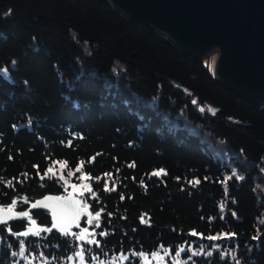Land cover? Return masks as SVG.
<instances>
[{
  "label": "trees",
  "instance_id": "1",
  "mask_svg": "<svg viewBox=\"0 0 264 264\" xmlns=\"http://www.w3.org/2000/svg\"><path fill=\"white\" fill-rule=\"evenodd\" d=\"M222 148L245 157L234 159L243 179L223 183L231 165ZM54 161L67 162L54 171L68 182L93 178L84 182L97 198L85 192L81 199L93 214L104 211L100 227L91 224L100 241L86 244L91 256L141 264V253L175 256L184 248L183 264H264V190L257 184L264 185V105L224 88L206 60L185 56L108 0H0V206L15 200V209L51 228L49 213L31 205L69 195L62 180L40 179ZM80 162L81 171L68 176ZM159 169L167 175H151ZM145 213L148 224L140 221ZM32 226L28 218L0 225V264L25 257L70 264L76 238L19 235ZM226 232L236 236L207 239Z\"/></svg>",
  "mask_w": 264,
  "mask_h": 264
},
{
  "label": "water",
  "instance_id": "2",
  "mask_svg": "<svg viewBox=\"0 0 264 264\" xmlns=\"http://www.w3.org/2000/svg\"><path fill=\"white\" fill-rule=\"evenodd\" d=\"M108 1L133 23L152 28L185 56L203 61L215 54L214 79L242 99L264 105V0ZM68 196L45 195L33 203L52 197L48 206L31 209L48 212L52 226L53 209L60 211L55 198ZM85 217L88 219L87 214L81 216L79 225ZM23 218L14 216L6 224ZM35 227L48 232L43 230L47 226ZM77 228L73 225L71 230Z\"/></svg>",
  "mask_w": 264,
  "mask_h": 264
},
{
  "label": "snow or ice",
  "instance_id": "3",
  "mask_svg": "<svg viewBox=\"0 0 264 264\" xmlns=\"http://www.w3.org/2000/svg\"><path fill=\"white\" fill-rule=\"evenodd\" d=\"M15 64V61H13V65ZM4 74L6 75V71H4ZM193 103H196V101H193ZM200 111H205L204 108H201ZM208 111H210L213 115L215 114V110L209 108ZM11 158V157H10ZM93 160L95 159V157L92 158ZM67 162L61 163L59 161H54L53 162V166H50L46 169V171L44 172L43 175L40 176V179H44L45 177H48L49 174L52 175V177H56L60 180H62L66 185L68 184V180L65 178L63 171L60 172L59 176H57L56 171H54V166L56 164H60L61 169H63L66 166ZM134 164H130L129 167H134ZM38 168V166H35ZM83 167V162H80V164L75 168V171H69L67 173L68 176H73L75 175L76 172H80L81 168ZM39 175V172L37 173ZM110 174L106 173L105 176H108ZM152 176H156L159 177L161 175H167V172L164 169H159L157 171H154L153 173H151ZM235 175V173H234ZM25 178H27V174H24ZM239 179H243V177H238ZM15 179V178H13ZM78 179H80L82 181L81 184H71V188L73 189V192L69 194L68 197H56L55 199L60 202L59 203V208L60 211L58 212L56 209H53V222H52V226L51 228H47V229H43L46 230L48 232H51L52 229H58L62 234L64 235H73L76 236L78 240L81 241H87L88 243L91 244H96L97 246L100 245V241L98 240H89L88 237L90 235H94V233H89L88 228H83L79 233H75L71 231V228L73 225H75L76 227H79L78 221L80 220L81 216L83 214H87L88 216V220L87 223L88 224H93L95 222V226L96 227H100L99 221L101 218V213L104 211L103 208H101L99 211H96L95 214H93L92 212L89 211V208L91 207L89 204H87L86 201H82L80 199L76 198V194H78L79 196H84L85 192H88L91 194V198L92 199H96L97 198V194L93 191L92 186L88 183H83V181H88L90 179H93L92 177H90L87 173H84L83 175H81L80 177H78ZM95 179H100V178H95ZM179 179V178H177ZM204 179H207V177H205ZM232 177L229 176L227 177L223 183L225 185H227V181L231 180ZM22 183V181H19ZM143 183V182H142ZM190 184L192 185H199L201 183L200 179H194V180H190L189 181ZM9 186H13L12 185V181H8ZM104 190L108 191L109 188L107 187V183H105L104 186ZM112 191H115V187L113 186V188L111 189ZM225 195H227V188H225ZM53 198L52 197H45L44 200H40L37 201L35 203H33L31 205L32 208H37L38 206H45L47 207V201H51ZM121 199H124L123 195H121ZM25 202H27L26 198H25ZM16 201L13 200L12 203L7 206V208L4 207H0V225L6 224L8 220L12 219L14 216L15 217H25L28 218L31 222V224L33 226L36 225V220L32 219V217L30 216V213L27 211L24 212H19L16 213L14 212V209L16 207ZM225 207L224 203H221L220 208L221 210H223ZM67 209H71V211H67ZM109 216L112 215L111 213L108 214ZM232 215H235V213H232ZM147 216V213H145L144 215H142L140 217V221L141 223H145L148 224L150 221V217L148 219H145V217ZM223 218V217H221ZM10 230V229H9ZM29 233H33L36 236L40 235V231L39 230H35L34 228H30L28 231H25L23 233H20L19 235L22 236H28ZM192 236H197V235H202L197 233L196 231H192L190 233ZM99 235L101 236H106L108 235V233L106 231L100 232ZM236 236L235 232H231V233H222V234H218V235H210L207 237L208 240L211 241H217L220 239H233ZM254 239H258V237H254ZM164 246L161 245V248H163ZM214 247H219V245H214ZM204 250V246H201L200 249L198 251H193L191 253V256H189L188 259H191L192 256H196V255H200L203 253ZM24 243L23 241H21V249H20V255L23 256L24 255ZM185 249L184 248H179L176 252H175V256L179 257L181 255L182 252H184ZM168 251L167 249H165L164 251V255H168ZM13 255H16V253H13ZM77 257H80L81 261L84 260V252L83 251H78L75 254ZM140 255H144L143 253H141ZM208 256L212 255V252H208L207 253ZM152 256L154 257H158L159 259L163 260V256L160 255V253L158 252H154L152 253ZM123 259L127 260L129 259V257L127 256H123ZM93 259H95V257H93ZM101 264H103V262H101ZM175 264H181V261L176 260ZM184 264H187V262L185 261ZM237 264H239V262H237Z\"/></svg>",
  "mask_w": 264,
  "mask_h": 264
},
{
  "label": "rangeland",
  "instance_id": "4",
  "mask_svg": "<svg viewBox=\"0 0 264 264\" xmlns=\"http://www.w3.org/2000/svg\"><path fill=\"white\" fill-rule=\"evenodd\" d=\"M206 60V63L208 64V66L210 68H212L213 70V64L215 61V54L210 55ZM150 103H153V100H148ZM220 157L222 158V160L226 161L229 165H231V171L228 172V177H236L237 179H239L238 177H243L244 176V172H242L239 168L238 163H236L234 161V159H238L240 162L245 163V157H243L239 152L234 151L231 153V151L226 150L225 148H222V151L219 152ZM247 163V162H246ZM235 173V175H234ZM264 176V173H263ZM72 178V177H71ZM71 182H68L67 186L69 188H67V191L70 193L73 192V189L71 188V184H81L82 182H73L72 180H69ZM83 183H87L84 182ZM257 184L260 186L261 189L264 190V185L261 184L260 181L257 182ZM78 195V194H76ZM79 196V195H78ZM81 197V196H80ZM85 201V200H84ZM262 220L264 222V217H262ZM80 227H78L77 229H72V232L75 233H79L83 228H88L89 233H94L92 230V227L90 224H86V226H81V224L79 225ZM30 228H34L33 226ZM29 228V229H30ZM28 229V230H29ZM36 229V228H34ZM27 230V231H28ZM73 236V235H72ZM74 238H76V240L79 242V248L77 250L78 251H83L84 252V260L81 261L80 257H77L76 255H73L70 259V264H101V262H103V264H124L126 262L125 259H123V256H119V257H112V258H106L104 257L103 260H101L100 258L97 257V254L94 255H90L87 251V249H89V246H86V244L88 243L87 241H81L78 240L76 236H73ZM89 240H93L94 237L93 235H90L88 237ZM158 253H160L161 256H163V260L159 259L158 257H154L152 256V254H144L142 255V259H141V264H170V262L172 264H175L176 260L180 261L179 257L173 256L172 253H170L168 251V255H164V251H157ZM90 256V257H89ZM20 257V259H22L21 255L18 254V258ZM25 257V256H24ZM93 257H95V259H93ZM24 259V263L22 264H38L37 262L33 261L34 259H29L27 257L23 258ZM42 264V263H39ZM183 264V263H181Z\"/></svg>",
  "mask_w": 264,
  "mask_h": 264
},
{
  "label": "flooded vegetation",
  "instance_id": "5",
  "mask_svg": "<svg viewBox=\"0 0 264 264\" xmlns=\"http://www.w3.org/2000/svg\"><path fill=\"white\" fill-rule=\"evenodd\" d=\"M50 227H51V225H50ZM53 231V230H52Z\"/></svg>",
  "mask_w": 264,
  "mask_h": 264
}]
</instances>
